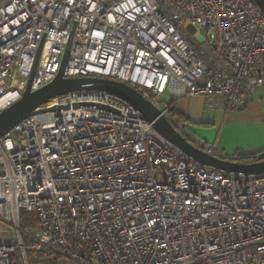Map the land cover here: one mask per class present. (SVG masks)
<instances>
[{"label": "built area", "instance_id": "built-area-1", "mask_svg": "<svg viewBox=\"0 0 264 264\" xmlns=\"http://www.w3.org/2000/svg\"><path fill=\"white\" fill-rule=\"evenodd\" d=\"M72 33L65 77L130 84L165 115L161 96L243 110L264 85L255 0H0V112L41 43L31 90L56 77ZM62 105L0 138V220L14 231L0 264H28L29 251H59L57 264H264V173L198 163L114 94L70 92L36 111ZM22 212L36 226L22 228Z\"/></svg>", "mask_w": 264, "mask_h": 264}, {"label": "water", "instance_id": "water-1", "mask_svg": "<svg viewBox=\"0 0 264 264\" xmlns=\"http://www.w3.org/2000/svg\"><path fill=\"white\" fill-rule=\"evenodd\" d=\"M255 1L264 12V0ZM72 36L73 33L66 46L60 70L56 77L43 87L32 91L33 76L43 46V43H41L36 55L34 69L22 97L0 112V138L10 132L17 123L30 116L37 113L68 109L70 107L69 105H62L58 108H44L36 111L55 97L70 92L102 91L119 96L131 103L143 114L147 121L152 123L154 129L159 134L171 141L198 163L232 174L255 175L264 173V152L257 155L254 162L232 161L222 158L218 154L212 155L204 152L187 137L183 136L156 105L149 101L139 89L130 84L102 77H65L64 69L70 52ZM81 105L89 104L77 103L74 107Z\"/></svg>", "mask_w": 264, "mask_h": 264}, {"label": "crops", "instance_id": "crops-1", "mask_svg": "<svg viewBox=\"0 0 264 264\" xmlns=\"http://www.w3.org/2000/svg\"><path fill=\"white\" fill-rule=\"evenodd\" d=\"M167 97L170 98L169 100H173L170 96ZM197 99L202 100V104L199 107L195 105V100ZM175 109L178 113L190 120L193 125L196 123H205L208 127L214 128L213 134L215 140L213 141L215 144L216 142L218 143L217 146L215 145L218 155L234 158L241 156L256 157L264 152V145L253 149H243L240 147V143L235 140H231L228 144L222 142V136L225 132H229L230 127L238 131L241 126L245 128L254 125H264V85L257 89L252 101L243 110L226 111L222 107L208 108L205 98L200 95L175 99ZM218 113H221L223 120L222 125L217 129L215 128L217 126L215 124V117ZM233 130L232 132H234ZM205 137L206 139L201 140L199 145L208 142L207 136ZM13 236L14 231L11 225L0 220V241H9Z\"/></svg>", "mask_w": 264, "mask_h": 264}, {"label": "rangeland", "instance_id": "rangeland-1", "mask_svg": "<svg viewBox=\"0 0 264 264\" xmlns=\"http://www.w3.org/2000/svg\"><path fill=\"white\" fill-rule=\"evenodd\" d=\"M191 32H194L195 29L193 27L190 28ZM170 98H168L167 96H161L160 97V101L161 102H168ZM195 105L197 107L201 106L202 104V100L197 99L195 100ZM208 113V112H207ZM222 120H223V116L221 115V113L215 117V124L217 125L215 128L218 129V127H220L222 125ZM233 127L229 128V132H225L224 135L222 136V142L225 144H228L231 140H235L237 142L240 143V147L243 149H253L256 148L258 146L264 145V125L263 126H259V125H254V126H250V127H240L238 131H236L237 129L233 130ZM232 130L234 132H232ZM186 132L187 135L189 136V138L196 144L199 146V142L201 140L206 139L205 136H207L208 138V143H214L215 142L213 140H215L214 137V128L213 127H208L207 124H195L193 125L191 122H187L186 124ZM217 142H216V146H217ZM227 159L230 158H234V157H226ZM22 223L21 226L22 228H26V227H33L36 226L35 221H33L34 223H32V221L30 220V215H32V217L35 219L36 216H34L33 214H26V212H22Z\"/></svg>", "mask_w": 264, "mask_h": 264}, {"label": "trees", "instance_id": "trees-1", "mask_svg": "<svg viewBox=\"0 0 264 264\" xmlns=\"http://www.w3.org/2000/svg\"><path fill=\"white\" fill-rule=\"evenodd\" d=\"M166 103L169 107V111L166 114L169 121L182 133L183 136L187 137L194 145H196L189 138L186 132V124L187 122H191V121L176 111L175 100H169ZM199 124H205V123H199ZM196 146L199 147L198 145ZM218 156L225 158L224 156H221V155H218ZM229 160L238 161V162H254L256 161V157L241 156L237 158H230ZM26 214H33V213H26ZM29 217L32 223H34L33 221H35L36 223V218L34 219L32 215H30ZM59 258H60L59 251H50V252L29 251L28 252V264H57Z\"/></svg>", "mask_w": 264, "mask_h": 264}]
</instances>
